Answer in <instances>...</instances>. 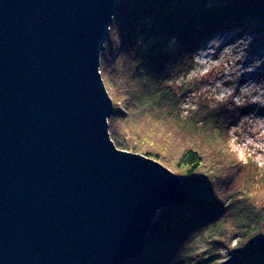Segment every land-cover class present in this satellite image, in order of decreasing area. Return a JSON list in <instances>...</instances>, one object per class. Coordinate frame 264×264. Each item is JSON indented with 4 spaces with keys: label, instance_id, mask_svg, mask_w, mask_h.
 Instances as JSON below:
<instances>
[{
    "label": "water",
    "instance_id": "water-1",
    "mask_svg": "<svg viewBox=\"0 0 264 264\" xmlns=\"http://www.w3.org/2000/svg\"><path fill=\"white\" fill-rule=\"evenodd\" d=\"M119 1L0 0V264H125L189 198L111 138L99 68Z\"/></svg>",
    "mask_w": 264,
    "mask_h": 264
},
{
    "label": "trees",
    "instance_id": "trees-1",
    "mask_svg": "<svg viewBox=\"0 0 264 264\" xmlns=\"http://www.w3.org/2000/svg\"><path fill=\"white\" fill-rule=\"evenodd\" d=\"M247 27L264 31V0L119 1L99 68L114 102L111 138L170 168L189 192L182 206L158 211L144 251L125 264H264V238L245 245L264 230V169L238 159L233 120L208 100L189 115L180 110L199 89L197 49ZM233 240L245 249L224 259Z\"/></svg>",
    "mask_w": 264,
    "mask_h": 264
},
{
    "label": "rangeland",
    "instance_id": "rangeland-1",
    "mask_svg": "<svg viewBox=\"0 0 264 264\" xmlns=\"http://www.w3.org/2000/svg\"><path fill=\"white\" fill-rule=\"evenodd\" d=\"M194 61L191 78L201 81L198 90L185 95L181 114H191L208 100L209 110L219 109L221 119L233 120L229 144L238 159H251L264 169V31L247 27L216 34L197 49ZM235 242L222 250L224 259L232 255Z\"/></svg>",
    "mask_w": 264,
    "mask_h": 264
}]
</instances>
